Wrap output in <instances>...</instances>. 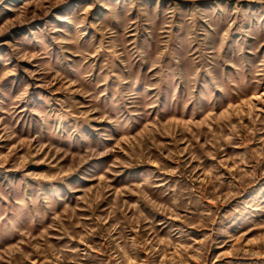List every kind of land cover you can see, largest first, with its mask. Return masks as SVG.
<instances>
[{
	"label": "rangeland",
	"instance_id": "obj_1",
	"mask_svg": "<svg viewBox=\"0 0 264 264\" xmlns=\"http://www.w3.org/2000/svg\"><path fill=\"white\" fill-rule=\"evenodd\" d=\"M0 264H264V0H0Z\"/></svg>",
	"mask_w": 264,
	"mask_h": 264
}]
</instances>
